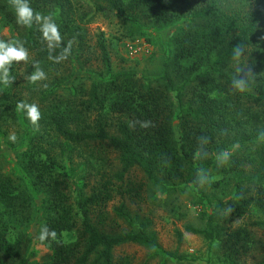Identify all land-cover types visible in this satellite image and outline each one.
Here are the masks:
<instances>
[{"label":"trees","instance_id":"obj_1","mask_svg":"<svg viewBox=\"0 0 264 264\" xmlns=\"http://www.w3.org/2000/svg\"><path fill=\"white\" fill-rule=\"evenodd\" d=\"M83 1H90L94 11L136 28L185 18L160 76L139 83L130 72L98 74L90 83L87 100L73 102L57 96L55 71L60 62L50 56L59 55L69 41L71 54L77 53L82 63L99 59L108 64L102 36L95 40L97 54L90 52L80 12ZM253 1L251 5L247 0H30L33 9L52 15L60 26L63 44L52 51L37 26L17 25L8 0H0V16L29 51L28 62L10 73L16 78L13 85L0 90V129L14 120L17 102L42 103L47 93L50 104L41 114L39 130L29 139L25 162L33 184L44 193L42 225L57 232L56 241H45L50 252L46 264H129L127 256H113L115 247L128 243L182 260L161 250L149 230V219L129 213L121 201L139 200L143 189L141 181L126 178L130 169L161 187L176 182L199 189L195 181L200 168L205 176L220 177L209 185L229 186L228 196L217 199L203 214L202 228L186 226L184 231L207 242L217 241L228 262L248 251L254 243L249 230L231 226V221L252 208L260 214L252 225L264 229V0ZM237 46L243 49L239 56L234 55ZM33 63L45 71L46 80L53 78L52 87H43L46 80L37 84L27 80ZM246 72L250 74L241 90L235 81ZM107 114L117 120L113 133L105 129ZM142 121H150L151 126L142 128ZM59 140L90 153L115 152L119 171L99 172L84 192L83 186H73L65 178L54 154ZM222 150H231V155L227 164L218 166L216 157ZM14 183L10 176L0 175V264H30L22 256L24 238L20 233L13 238L11 233L10 222L20 223L27 209L26 199L14 194L19 188ZM115 197L120 202L111 209L114 217H109L106 206ZM65 233H72V239L63 240Z\"/></svg>","mask_w":264,"mask_h":264},{"label":"rangeland","instance_id":"obj_2","mask_svg":"<svg viewBox=\"0 0 264 264\" xmlns=\"http://www.w3.org/2000/svg\"><path fill=\"white\" fill-rule=\"evenodd\" d=\"M247 2L251 5L255 3L253 0H247ZM80 12L84 14L86 41L90 52L97 54L94 48L95 40L97 35L102 36L108 64H103L99 59L82 63L75 52L60 62L55 71L58 84L54 87V92L60 98L73 102L88 99V88L98 74L112 75L130 72L139 83L160 76L164 61L169 60L173 54V38L185 24V18L180 17L172 24L154 26L147 23L136 28L124 20L94 11L90 1H83ZM0 39L15 40L14 30L1 16ZM14 69L15 66L12 71ZM50 79L53 78L45 81L47 87L53 86ZM1 89L2 85H0ZM29 103H36V100L33 99ZM36 104L39 105L41 114H45L50 105L47 93H45V100ZM174 112H176L175 109ZM104 120L105 129L113 133L116 117L107 114ZM38 124L40 127V121ZM36 129L25 118L24 113L16 109L14 120L7 121L1 126L0 175L15 179L14 184L19 188L14 191V194H17L20 199H26L27 209L23 220H19L20 223L15 219H13L14 222H10L13 227L12 237L14 238L17 233L22 235L24 238L22 256L27 257L30 264H46L50 252L45 242L41 245L36 239L46 212L45 197L42 188L33 184L30 172L25 167L28 142ZM173 132L176 137V119L174 118ZM12 134L17 137L15 143L8 139ZM59 145L54 154L63 167L66 180L73 186H83L84 192L97 178L99 172L112 175L119 171L117 155L113 151L105 150L101 153L102 151L93 150V153H90L85 147L73 145L64 140H59ZM125 176L130 180L143 183L139 200L128 201L125 198L121 200L127 211L147 217L150 221L149 230L154 233L160 249L171 252L182 260L164 258L160 253L151 254L149 250L130 243L115 247L114 257L125 255L128 257L129 264H259L264 261V229L252 225L253 222L260 220V214L255 209L251 208L248 213L231 221V226H242L249 230L250 237L254 241L253 244L250 243L248 251L235 262H228V256L221 250L217 241L207 242L201 235L184 231L186 226L202 228L203 214L209 213L217 199L228 196L229 186L214 187L208 183V185H199L197 189L190 184L176 182H169L162 187L155 186L137 169H130ZM219 178L209 176L210 181ZM119 202L120 200L115 197L107 204L106 210L109 217H114L111 209ZM115 219L119 228H122L121 220ZM72 237V233L62 235L65 241Z\"/></svg>","mask_w":264,"mask_h":264},{"label":"clouds","instance_id":"obj_3","mask_svg":"<svg viewBox=\"0 0 264 264\" xmlns=\"http://www.w3.org/2000/svg\"><path fill=\"white\" fill-rule=\"evenodd\" d=\"M9 6L14 11L15 20L17 25L29 29L33 26H37L38 31L41 33V39L47 45L49 50L54 51L60 48L63 44V37L61 36L60 26L57 24L52 15H45L36 11L31 6L30 0H8ZM72 41H69L67 45L62 48V51L57 56H50L55 62H61L66 60L71 54ZM243 52V49L239 46L234 51V55L239 56ZM29 60V51L24 46V43L20 40L13 39H0V85L7 88L13 85L16 78L10 74L14 66H20L22 63H27ZM32 67L34 71L30 75L26 76L27 80L32 84L47 79L45 71L39 67L38 63H33ZM250 72L244 73L241 78L235 81L236 86L243 90L246 86V78ZM43 87H47L46 84ZM16 110L22 112L29 123L34 127H39L38 122L41 120V112L39 105L36 103H27L24 100L17 102ZM142 128H148L151 126L150 121L139 122ZM12 143L16 142L17 137L12 134L8 137ZM199 154V151L198 153ZM231 153L227 150H222L216 157L218 166H223L229 162ZM205 169H198L196 173L195 183L203 186L205 183H210L209 176L203 175ZM232 210L229 208L228 212ZM36 239L41 245L45 241L54 242L57 240V232L50 230L47 224H43L40 227L39 235Z\"/></svg>","mask_w":264,"mask_h":264}]
</instances>
